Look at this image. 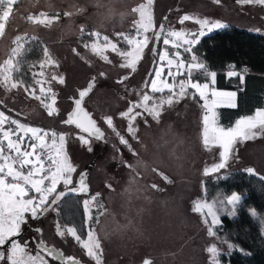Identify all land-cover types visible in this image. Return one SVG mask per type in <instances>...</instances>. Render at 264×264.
I'll list each match as a JSON object with an SVG mask.
<instances>
[{
	"label": "rangeland",
	"instance_id": "1",
	"mask_svg": "<svg viewBox=\"0 0 264 264\" xmlns=\"http://www.w3.org/2000/svg\"><path fill=\"white\" fill-rule=\"evenodd\" d=\"M224 24L264 34V0H21L0 37V79L5 90V84L18 83L7 75L16 68H8L15 59L9 52L14 56L21 39L44 35V62L33 72L29 95L24 93L40 100L43 85L44 98L37 108L38 102L28 99L20 109L22 96L7 103L21 111L22 118H33L35 111L44 122L40 146L46 167L52 172L59 167L64 148L73 172L58 179L50 174L54 179L44 180L43 196L35 191L43 184L40 179L25 183L32 192L21 196L15 191L21 178L15 177L19 185L9 194L4 188L15 179L2 177L0 243L28 220L27 214L43 204L52 189L71 184L76 171L93 160L88 192L81 196L84 236L77 238L69 226H52L50 208L33 222L41 227L36 237L51 240L62 229L80 254L91 259L96 255V264H130L141 257L151 259L148 264H223L218 257L231 244L215 233L217 212L232 207L238 195L205 200L202 181L205 175L229 169L264 178V109H255L226 129L218 126L215 104L221 97L207 94L212 87L207 80L191 79L200 65L193 55L184 59L181 50ZM158 25L160 37L151 53ZM151 60L145 88L142 81ZM211 74L206 73L208 78ZM87 82L90 88L82 103L104 130L102 140L60 123L69 98ZM15 143L10 141L12 147ZM3 162L9 163L1 159V167ZM4 168L18 172L11 165ZM5 173L0 169V176ZM54 181L59 184L49 186ZM93 196L101 206L98 222L90 228ZM57 240L67 247L63 239ZM8 246L3 264H31L29 243L17 238ZM118 253L128 259L112 255Z\"/></svg>",
	"mask_w": 264,
	"mask_h": 264
},
{
	"label": "trees",
	"instance_id": "2",
	"mask_svg": "<svg viewBox=\"0 0 264 264\" xmlns=\"http://www.w3.org/2000/svg\"><path fill=\"white\" fill-rule=\"evenodd\" d=\"M21 40L24 42L20 54L15 57L19 68L14 74H21L27 86L32 82L35 63L43 57L44 43L32 37ZM181 53L184 59L193 55L200 65L191 79L206 81V73L211 72L213 87L233 90L234 104L215 108L220 127H229L238 117L264 109V34L224 24L200 34ZM229 193L238 195L237 200L227 210H218L215 233L225 238L231 248L218 259L223 264H264V178L243 169H229L203 178L201 198L211 200ZM54 209L60 226L71 227L78 238L84 236L86 224L80 196L69 194Z\"/></svg>",
	"mask_w": 264,
	"mask_h": 264
},
{
	"label": "flooded vegetation",
	"instance_id": "3",
	"mask_svg": "<svg viewBox=\"0 0 264 264\" xmlns=\"http://www.w3.org/2000/svg\"><path fill=\"white\" fill-rule=\"evenodd\" d=\"M150 65L152 66L153 63H151ZM144 78H143L142 84L146 88L145 84H146V81H147L146 80L147 77H146V79H144ZM89 88H90V82H87V84H85V86L80 88L73 97L69 98V104H68L67 108L63 112V117L60 119V123L65 124L67 126H72L74 129H76L78 131H79L78 126H86V124H85V122H87L86 118H82L83 116L78 111V106L75 105L76 100L79 98V99H81V106L84 108L85 112L88 113L89 117L94 121V124L102 131V135H103V131L104 130L99 126L97 121L94 120V118H93L92 114L90 113V111L82 103L83 99L88 94ZM84 135H86V134H84ZM90 138H92V137H90ZM94 139H96V138H94ZM102 139H103V136H102ZM102 139H97V140H102ZM93 165H94V161L90 160L86 164L85 167H81L80 169H78L76 171V173L74 175V178H73V182L71 184H68V185H64L63 184V186L60 187L59 189H55V188L52 189L45 196L44 204H46L48 198L50 199V197H52L54 192L61 190L63 187H74L76 184H78L81 181H83L85 183V185H86L85 192H81V193L76 192L73 195L80 196V198H81L82 195H85L88 192V188H89V181H88L89 168L91 169L93 167ZM55 187H56V184H55ZM18 191L21 194H25L22 187H20L18 189ZM9 194H11V191H10ZM25 196H28V195L25 194ZM65 196H67V195H65ZM65 196H61L50 207V208H53V214H54V223H53L52 226L57 225V226L60 227V225L56 222V219H55V211H54L55 209L54 208H55L57 202L61 198L65 197ZM94 196H93V198H94ZM93 201L95 202V205H94V208L90 209V216L88 217V220H87V225H89L90 228L95 227V225L97 224V222H98L97 221L98 209L101 206L100 204L96 205V203L99 202V199L97 198V196H96V198L93 199ZM41 207H42V205H40L37 209H35V211H38ZM31 212H29L27 214V219L28 220L25 221L22 224V226L17 228L13 233H11V234L7 235L6 237H4L2 242L0 243V251L2 252V254L0 256V264H3L7 260L6 259V255H7V250L9 248V246H8L9 241L12 240V239H17V238L20 239L21 243H23V244H26V243L30 244L29 248H31L33 250V252L29 253L28 261H30L31 264H66L64 261L59 259L60 257L52 255L51 253H45V252L40 251L37 248V245H39L41 243L44 244L45 246L52 247L53 250L54 249L59 250L60 251V255H62V256H71L72 258L78 260L79 262L85 263V264H96L97 263V261L99 259L95 258L96 255L94 256L93 259H91L89 257H85L82 254H80L77 251V248L75 246V242L74 243L70 242L69 239L63 234V230L62 229L60 231L56 232L53 235L51 240H48V239L44 238V241H43L41 239V237L40 238L36 237L35 234H39L40 233V228L41 227H40L39 224L34 225L33 222H36L37 220L41 219V217L43 216V213L41 215H37V213H35L34 215H30ZM50 223L52 224V222H50ZM14 233H18V236L11 237L12 234H14ZM59 237L61 239H63L65 242H67V247L61 246V242L59 240H57ZM79 239H81V238H79ZM46 240H47V242H46ZM97 255H98L99 258H101V253L99 252L98 249H97ZM112 255L113 256H118V257H124V258L128 259L126 257V255H123L122 253H118V254H115V255L112 254ZM142 258H147V257H141L138 261H136V262L132 261V263H130V264H137V263H139L141 261ZM147 259H149V258H147ZM132 260H135V258L132 259ZM149 260H151V259H149ZM126 264H129V263H126ZM146 264H148V262Z\"/></svg>",
	"mask_w": 264,
	"mask_h": 264
},
{
	"label": "crops",
	"instance_id": "4",
	"mask_svg": "<svg viewBox=\"0 0 264 264\" xmlns=\"http://www.w3.org/2000/svg\"><path fill=\"white\" fill-rule=\"evenodd\" d=\"M19 2H21V0H0V7L2 8L1 10L3 11V17H2L3 24H2V26L0 28V37H1L2 33H3L4 26H5V22L9 18V14L12 12V10L14 8H16V6L18 5ZM43 8H44V5H43ZM30 12L32 13V15H36L37 14V13H35L36 11L30 10ZM42 12L44 13V9L42 10ZM25 17L28 20H30V21L32 20V18L30 16H28V15H26ZM40 23L44 24L43 22H40ZM32 38L40 39L44 43V35H33ZM21 41H19L17 43L18 46H19V47H16V49H17L18 52L17 53L14 52V56L11 54L12 53L11 51L9 52V57L10 58L17 57V55H18V53H19V51L21 50V47H22L21 44L24 42V41H22V42ZM11 45H12V43H11ZM9 61H10L11 64H9L8 68H11V67H16V68L15 69L8 70L7 75L8 74L10 75V79L13 80L14 83H15V81H18V83L16 82V84L14 86L13 85H9V87H7V85L5 84L6 88H9L8 90H5V88L3 87L4 86V83L0 79V110H1L0 112L4 113L6 116H8L10 118L15 117L16 119H18L17 120V123L18 124L16 123V121L13 120L14 123L17 125L18 129L21 130V131L26 132L28 135H30V136H32V137H34L36 139H38L39 142L41 143V145L43 146L44 145V122L43 121H40L38 119V114H35V111L33 110L34 113L31 112L34 115L33 118H30V119L22 118V114L19 113L21 111L18 110L19 111L18 112L17 110H13L12 108L9 107V104L7 103V100L8 99H13L16 96H19V97L22 96L23 98L21 99L22 103H21V108H20V109H22V107H24V102H26L28 99L31 100V101L32 100L34 101V99L36 100V98L33 97V96L26 97V95H25V94L29 95L28 93H26L27 92L26 89H27V87L29 89L30 84L32 82L26 86L25 85V82L23 80L24 77L21 74H19V76L14 74V72L17 71L18 68H19V66H18V60L17 59H14V61L13 60H9ZM42 62H44V46H43V57H42L41 60L37 61L35 64H36V66L37 65H41ZM10 65H11V67H10ZM35 71L36 70L34 69L33 72H35ZM211 79H212L211 77H209L207 79V83L209 84V86L211 85ZM208 93H211V96L212 97L213 96L215 97L217 95L219 97H221L220 99H217L218 102L215 104V108L218 107V106H232L234 104V92H233V90L220 89V88H216V87H213L212 86L211 88H209V91L207 92V94ZM38 95H40V97L44 98V86L43 85H42L41 88H39ZM42 98H40V100H39V98L36 100L38 102L36 104L37 105L36 108L41 106V100H42ZM26 112L29 113L30 111L29 110H26ZM252 114H253V112H252ZM242 117H245V116L238 117L237 119L242 118ZM226 128H228V127H225L224 129H226ZM63 151H64V157H63V152H62V156L60 157L61 162H59V167L57 168V165H55L56 167L54 166L55 168H54V171L53 172L50 170V168L48 166H47V169L44 170V180L47 179L48 181H50V180L53 181L54 178H51L50 177L51 175L55 176L56 179H58V176L59 177H61L62 175L65 176L67 173H68V176H69V174L70 175L72 174L73 171L69 167V162H68L69 159H68V156H67L66 151L64 150V148H63ZM10 169L11 168H8L7 171L9 172ZM9 176H11L10 177L11 179H13V177H14V179H15V177H18L19 179L21 178L20 180L23 181V182H21V184L19 185L17 183V181H20V180L15 179V181H12L11 184L10 183H7V185L8 184L9 185L8 186L6 185V187L4 188V190H6V191L7 190L12 191V189H13V187L15 185L16 186L19 185V188L22 187V183H27V182H29L30 179H40V181L43 182V179L42 178H40L39 176H32V175H30L28 173V171H26V172H16V171H13L12 170L11 172L5 173L4 175L0 176V179H2V177H3V180H8V177ZM53 183H54L53 185L50 184L49 186L52 187V186H55V184H58L55 181ZM19 188L16 187L15 191L18 190ZM46 190H48V189H46ZM18 195L19 194H16V196H18ZM23 195H25V194H21V196H23Z\"/></svg>",
	"mask_w": 264,
	"mask_h": 264
},
{
	"label": "built area",
	"instance_id": "5",
	"mask_svg": "<svg viewBox=\"0 0 264 264\" xmlns=\"http://www.w3.org/2000/svg\"><path fill=\"white\" fill-rule=\"evenodd\" d=\"M1 9L0 7V28L3 24V11ZM10 141L16 142L14 147L10 145ZM40 144L38 139L19 130L12 118L0 112V162L1 159L9 162H3L0 169L5 173L7 168L4 167L11 165L18 172L28 171L32 176H39L43 179V184L40 189L35 191L39 196H43L45 194L44 170L47 169V162L44 157L43 146L41 147ZM22 188L27 195L32 192V188L28 184L23 183Z\"/></svg>",
	"mask_w": 264,
	"mask_h": 264
},
{
	"label": "water",
	"instance_id": "6",
	"mask_svg": "<svg viewBox=\"0 0 264 264\" xmlns=\"http://www.w3.org/2000/svg\"><path fill=\"white\" fill-rule=\"evenodd\" d=\"M161 27H162L161 25H158L157 27H155V30L153 32L152 41H151V53L154 51V47L157 43V40L160 37L159 31H160ZM151 63H152V60L150 61V64ZM150 68H151V65L149 66L148 71H147L144 79H146V77L148 76ZM75 105L78 106V111L83 116L82 118H86V120H87V122H85L86 126H78L79 131L83 134H86L87 136L92 137V138L102 139V131L94 124V121L89 117L88 113H86L84 108L81 106V99L78 98L76 100ZM85 190H86V185L83 181H81L78 184H76L74 187H65L59 191H56V192H54L52 197H50V199L48 200V202L44 206H42L38 211L33 210L30 213V215H34L35 213H37V215H41L47 209H49L61 196L74 194L76 192L81 193V192H85ZM16 236H18V233L12 234L11 237H16ZM37 248L42 252L51 253L52 255L60 257L59 259L64 261L66 264H85V263L79 262L78 260L72 258L71 256H62V255H60L59 250H56V249L53 250L52 247L45 246L42 243L37 245ZM148 260L149 259H147V258H142L141 261L137 264H146L148 262Z\"/></svg>",
	"mask_w": 264,
	"mask_h": 264
}]
</instances>
